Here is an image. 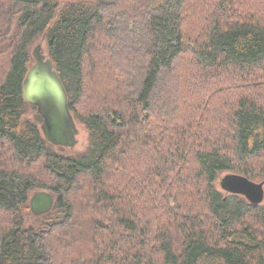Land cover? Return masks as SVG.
I'll return each instance as SVG.
<instances>
[{
  "label": "trees",
  "instance_id": "1",
  "mask_svg": "<svg viewBox=\"0 0 264 264\" xmlns=\"http://www.w3.org/2000/svg\"><path fill=\"white\" fill-rule=\"evenodd\" d=\"M42 40L81 152L24 98ZM223 173L264 181V0H0V264H264Z\"/></svg>",
  "mask_w": 264,
  "mask_h": 264
},
{
  "label": "water",
  "instance_id": "2",
  "mask_svg": "<svg viewBox=\"0 0 264 264\" xmlns=\"http://www.w3.org/2000/svg\"><path fill=\"white\" fill-rule=\"evenodd\" d=\"M35 62L28 70L23 82L24 98L37 105L42 116L41 128L44 137L54 145L73 147L78 129L67 105V93L49 57L41 52V44L34 48ZM225 193L239 194L251 204L264 199V181L256 182L237 173H226L219 181ZM53 197L48 191L40 190L30 198L34 214L48 212Z\"/></svg>",
  "mask_w": 264,
  "mask_h": 264
},
{
  "label": "rangeland",
  "instance_id": "3",
  "mask_svg": "<svg viewBox=\"0 0 264 264\" xmlns=\"http://www.w3.org/2000/svg\"><path fill=\"white\" fill-rule=\"evenodd\" d=\"M41 47H42V51L41 52H43V54H45V56H46V54H47V52H46V50H45V41L44 40H42L41 41ZM30 117L31 118H34V116H33V114L31 113L30 114ZM40 123V122H39ZM75 124H76V127H77V129H78V132H77V134H76V139H77V142H76V144L73 146V147H64V151L66 152V153H78V152H81V151H83V150H85V148H86V146H87V141H88V139H87V131L85 130V128L78 122V121H75ZM224 175V173L223 174H221V175H219V178L216 180V182H215V185H216V187L218 188V189H220L221 190V187H220V185H219V181H220V178L222 177ZM254 181H256V182H260L261 180L260 179H258V180H254ZM40 190H45V191H49V190H47V189H39V190H37V191H40Z\"/></svg>",
  "mask_w": 264,
  "mask_h": 264
},
{
  "label": "bare ground",
  "instance_id": "4",
  "mask_svg": "<svg viewBox=\"0 0 264 264\" xmlns=\"http://www.w3.org/2000/svg\"><path fill=\"white\" fill-rule=\"evenodd\" d=\"M31 198V197H30Z\"/></svg>",
  "mask_w": 264,
  "mask_h": 264
}]
</instances>
